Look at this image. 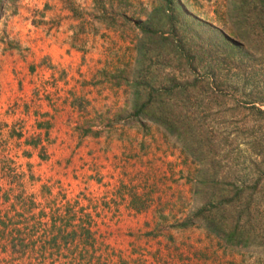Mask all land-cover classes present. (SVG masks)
Returning a JSON list of instances; mask_svg holds the SVG:
<instances>
[{"label":"rangeland","instance_id":"obj_1","mask_svg":"<svg viewBox=\"0 0 264 264\" xmlns=\"http://www.w3.org/2000/svg\"><path fill=\"white\" fill-rule=\"evenodd\" d=\"M199 1L212 18L224 5ZM92 12V0L1 2L0 123L7 127L0 137L9 126H20L21 139L38 133V147L22 144L31 156L20 153L15 161L25 173L22 191L42 204L30 212L42 226L22 254L9 252L7 244L0 264H255V253L224 248L200 224L166 227L193 209L190 179L197 165L154 124H147L152 140L138 123V129L106 123L121 103L115 96L124 95L97 70L113 73L132 49L122 32L94 20ZM88 125L100 131L97 137L83 134ZM15 142L9 139L11 149ZM75 198L82 209L65 213ZM141 203L149 211L136 212ZM52 211L65 221L56 218L52 225ZM41 212L46 216L38 217ZM71 227L74 237L62 239Z\"/></svg>","mask_w":264,"mask_h":264},{"label":"trees","instance_id":"obj_2","mask_svg":"<svg viewBox=\"0 0 264 264\" xmlns=\"http://www.w3.org/2000/svg\"><path fill=\"white\" fill-rule=\"evenodd\" d=\"M92 10L94 20L122 32L132 49L113 73L97 70L124 95L115 96L121 103L106 123L136 129L138 123L141 135L152 140L147 124H154L197 165L190 179L193 209L166 227L200 224L224 248L255 253V264H264V0H224L212 11L216 22L199 0H150L143 6L139 0H92ZM4 127L0 123V136ZM82 132L97 137L100 131L88 125ZM7 134L0 137L7 183L0 188V251L8 244L9 252L22 254L42 226L31 209L42 204L22 191L25 173L15 158L29 157L31 150L22 146L36 148L40 141L38 133L21 139L20 126H9ZM41 190L49 192L43 185ZM77 206L80 211L79 201L70 200L64 212ZM136 206V212L149 211L145 203ZM56 215L49 214L52 225ZM76 227L62 239L71 240ZM55 229L60 234L61 226ZM80 231L89 238L86 228Z\"/></svg>","mask_w":264,"mask_h":264},{"label":"crops","instance_id":"obj_3","mask_svg":"<svg viewBox=\"0 0 264 264\" xmlns=\"http://www.w3.org/2000/svg\"><path fill=\"white\" fill-rule=\"evenodd\" d=\"M33 149H35V148H32V150H33ZM31 153H32V152H31ZM30 156H31V154L29 155V157H30ZM20 157H21V155H19V153H18V157H16V158L19 159ZM23 157H24V156H23ZM29 157H28V158H29ZM25 158H26V157H25ZM28 158H27V159H28ZM26 162H27V160H26ZM26 162H25V163H26ZM16 163H19V161L16 162Z\"/></svg>","mask_w":264,"mask_h":264}]
</instances>
